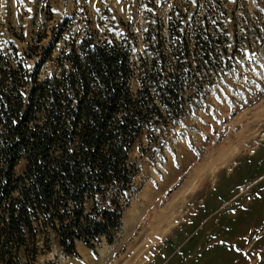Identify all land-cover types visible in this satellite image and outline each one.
Segmentation results:
<instances>
[{"label":"trees","instance_id":"obj_1","mask_svg":"<svg viewBox=\"0 0 264 264\" xmlns=\"http://www.w3.org/2000/svg\"><path fill=\"white\" fill-rule=\"evenodd\" d=\"M183 2L166 30L148 22L137 58L132 36L92 32L64 41L69 49L55 58L53 43L30 46L33 68L13 44L0 52V264L32 263L52 240L66 254L77 253L76 241L111 243L139 171L129 156L138 136H157L198 105L233 66V38L243 45L260 34L242 14L230 19L223 0ZM47 57L56 71L41 78Z\"/></svg>","mask_w":264,"mask_h":264},{"label":"rangeland","instance_id":"obj_2","mask_svg":"<svg viewBox=\"0 0 264 264\" xmlns=\"http://www.w3.org/2000/svg\"><path fill=\"white\" fill-rule=\"evenodd\" d=\"M223 1L230 19L242 14L260 34L243 45L233 38V66L198 105L157 136L146 128L138 136L129 156L139 171L115 239L102 237L94 248L76 241V254L52 240L29 264H264V0ZM177 6L186 7L183 0H0V52L13 44L24 57L30 46L53 43L55 58L69 49L64 41L92 32L132 36L137 58L148 22L159 19L166 30ZM55 71L47 57L39 75ZM25 165L19 159L15 172Z\"/></svg>","mask_w":264,"mask_h":264},{"label":"snow or ice","instance_id":"obj_3","mask_svg":"<svg viewBox=\"0 0 264 264\" xmlns=\"http://www.w3.org/2000/svg\"><path fill=\"white\" fill-rule=\"evenodd\" d=\"M29 11H31V9H29Z\"/></svg>","mask_w":264,"mask_h":264}]
</instances>
